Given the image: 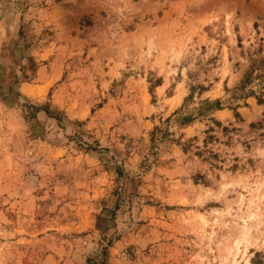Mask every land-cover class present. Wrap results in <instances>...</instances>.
I'll return each mask as SVG.
<instances>
[{
    "label": "rangeland",
    "instance_id": "1",
    "mask_svg": "<svg viewBox=\"0 0 264 264\" xmlns=\"http://www.w3.org/2000/svg\"><path fill=\"white\" fill-rule=\"evenodd\" d=\"M0 264H264V0H0Z\"/></svg>",
    "mask_w": 264,
    "mask_h": 264
},
{
    "label": "trees",
    "instance_id": "2",
    "mask_svg": "<svg viewBox=\"0 0 264 264\" xmlns=\"http://www.w3.org/2000/svg\"><path fill=\"white\" fill-rule=\"evenodd\" d=\"M245 80H246V77H245ZM250 92H251V91H250ZM258 101H261V100L258 99ZM212 105H213V109H219V102H218L217 100H215V101L212 103ZM234 115L237 116V113L235 112Z\"/></svg>",
    "mask_w": 264,
    "mask_h": 264
}]
</instances>
